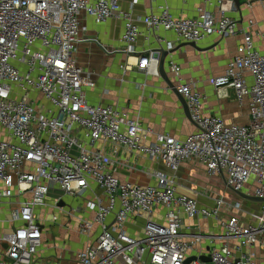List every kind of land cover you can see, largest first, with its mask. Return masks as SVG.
<instances>
[{"label":"built area","instance_id":"built-area-1","mask_svg":"<svg viewBox=\"0 0 264 264\" xmlns=\"http://www.w3.org/2000/svg\"><path fill=\"white\" fill-rule=\"evenodd\" d=\"M204 1L206 6L213 3ZM216 4L218 15L200 6L196 16L184 18L166 6L157 14L135 16L119 0H0V202L15 203L10 219L19 223L0 235L6 245L0 264H56L36 260L46 233L36 211L50 205L51 191L59 193L52 206L77 220L80 234L90 235L95 225L100 228L94 241L77 252L76 264H186L191 256L197 258L188 264H208L197 253L208 236L184 231L182 213L191 219H215L223 237L236 240L235 245L213 243L205 254L210 264H255L254 248L264 237V201L257 211L246 210L241 201L218 195L207 207L177 190L182 164L196 160L209 175L223 174L233 192H246L250 185L251 196L264 199V51L255 49L250 32L239 30L228 14L234 0ZM82 13L98 24L123 20L118 52L127 60L121 68L131 69L128 60L133 58L140 72L154 75H159V49L164 46L139 51L142 28L153 34L174 32L179 41L196 44L212 34L241 31L243 43L224 73L210 83L220 96H228L221 91L231 89L240 103L248 98L249 123L227 124L220 116L205 114L197 84L183 82L181 68L171 60L175 87L197 126L186 138L155 131L139 113L89 103L86 89L95 85L94 73L75 58L85 39ZM164 43V49H174L172 41ZM121 149L161 163L171 174L145 171L153 184L122 179V162L116 157ZM65 197L74 203L60 206ZM159 208L162 221L156 220ZM87 212L92 216L85 217ZM133 218L145 219L136 236L128 229ZM58 220L56 213L50 223Z\"/></svg>","mask_w":264,"mask_h":264},{"label":"crops","instance_id":"crops-1","mask_svg":"<svg viewBox=\"0 0 264 264\" xmlns=\"http://www.w3.org/2000/svg\"><path fill=\"white\" fill-rule=\"evenodd\" d=\"M133 1L119 0V4L124 10H129L132 7V12L135 16L157 14L165 6L176 17H194L197 15V10L200 6L216 15L219 14L216 0H212L213 3L209 6H206L204 0H137L131 6ZM234 3H236L235 8L229 11L228 14L237 21L239 30L250 32L255 49L261 52L264 51V0H234ZM80 19L82 27L85 28L81 32V37L85 39L79 43L75 58L81 67L93 72L95 75V78L93 75L95 85L86 89L89 103L113 104L128 110L132 114L139 113L145 125H150L155 131L168 133L178 139L186 138L197 129L196 124L186 117L177 94L171 90L160 75L140 72L136 67V60L133 58L128 60L133 64L131 69L124 71L121 68V65L127 60L123 53L118 52V48L122 44L121 36L124 32L123 20L111 18L98 24L85 13L81 14ZM142 30L143 34L136 44V48L139 51L149 48L154 50L159 45L165 48L164 40L165 42L172 41L174 43L175 50L168 55L165 63L168 76L175 86L177 80L170 69L171 60L181 68L180 77L183 82L197 84V90L204 96L203 111L205 114L220 116L227 124L245 125L249 123L248 98L240 103L236 100L235 94L231 89L228 91L223 89L221 94L228 92V96H220L210 83V78L224 73L227 65L236 54L239 45L243 43L241 31L236 35L227 36L212 34L203 42L197 44L201 49H196L185 44V42L179 41L174 32L161 31L153 34L145 31L144 28ZM87 50H95L107 56L106 65H104L103 69L97 70L96 74L90 69V60L84 54ZM247 81L250 84L252 78L248 76ZM116 157L121 159L122 162L118 173L125 180L139 184H153L154 180L148 178L145 171L158 169L171 174V171L163 164L144 157L136 158L128 154L124 149H121L116 154ZM176 177L178 192L195 197L199 204L203 206L212 207L215 203L214 198L218 195H224L228 199L242 197L226 186L223 174L209 175L206 168L196 160L184 162ZM252 188V186L247 185L246 192L243 193L251 196ZM50 196L48 199L50 206L46 207L50 208L52 214L46 218L45 207H43L37 209V217L45 224V222L49 223L54 214H58L59 220L57 222L45 225L46 232L47 228H54L53 232L59 236V240L55 239L53 241L54 245L47 248L48 251L45 252V255H41L39 253L40 250L44 249L45 245L49 243L45 239L46 233H44L42 248L36 255V260L55 261L56 264H76L77 252L94 241L100 228L93 230L91 234H94V237L92 240H88L91 234L88 235V238L84 237L87 235L80 234L77 220H69L62 212L52 206L54 197L58 196V191H51ZM24 197H28V195L21 198L23 199ZM242 198L245 200V202H241L246 210L257 211L260 208L259 202ZM237 201L240 200L238 199ZM65 203L72 204L74 200L65 197L64 205ZM14 206L15 203L11 201L3 200L0 202V235L12 231L19 224L18 222H12L10 219L11 210ZM162 212L161 208L157 209L156 220L162 221ZM181 215L184 220V231L201 232L208 236L201 241L197 253L207 254L213 243L216 245L223 243L235 245V239L223 237V229L215 219L203 217L191 219L185 213ZM84 216L91 217L92 214L87 212ZM144 223L145 219L142 218L131 219L128 223L129 232L132 235H138ZM73 232L78 233L79 239L74 245L76 249L67 252L65 248L66 239ZM4 247L6 245L0 243V251ZM254 250L256 252L255 264H264V237ZM208 264L210 263L208 262Z\"/></svg>","mask_w":264,"mask_h":264},{"label":"rangeland","instance_id":"rangeland-1","mask_svg":"<svg viewBox=\"0 0 264 264\" xmlns=\"http://www.w3.org/2000/svg\"><path fill=\"white\" fill-rule=\"evenodd\" d=\"M84 54H86L85 56L87 58H89V60H90V62H89L90 63V69H92L95 72V74L97 73V70L103 69L104 65H106V61H108L107 56H104V55H102L101 53H99L98 51H95V50H87V51L84 52ZM94 78H95V75H94ZM238 199L240 201H242V202H245V200H243L242 197L237 198V199L230 198V202H234L235 203ZM47 206H50V205H47ZM44 212H45L46 218H48L52 214L50 208H48V207H45ZM230 215L231 216H238V214H236L234 212H231ZM45 224L46 225H49L50 224V221H49V223L45 222ZM94 230H98V225H95L94 226ZM53 231H54V228L53 227L47 228V232L45 234V239L48 240L49 243H47L45 245V248L44 249H41L40 250L39 253L41 255H45V252L48 251L47 248H49L50 246H53L54 245L53 241L55 239L57 241L59 240V236L56 233H54ZM84 237L85 238H88V236H84ZM93 237H94V234H91L90 237L88 238V240L89 239L92 240ZM78 239H79V236H78V233L77 232L76 233H74V232L73 233H70L67 236V239H66L67 244L65 246L67 252L68 251H71V250L74 251L76 249L74 245L76 244V242H77ZM76 247H77V245H76Z\"/></svg>","mask_w":264,"mask_h":264},{"label":"water","instance_id":"water-1","mask_svg":"<svg viewBox=\"0 0 264 264\" xmlns=\"http://www.w3.org/2000/svg\"><path fill=\"white\" fill-rule=\"evenodd\" d=\"M185 44H188V45H190V46H192L193 48H196V49H201V48H199V46H198L196 43H194V42H185ZM159 50H160V52H161L160 61H159V68H158V70H159V75L161 76V78H162L163 80H165V82H167V84H168V86L171 88V90H172L173 92H175V94H177V96H178V98H179V100H180V102H181V104H182V106H183L184 113H185L186 117H187L189 120H191V121L193 122L192 117H191V113H190V110H189V107H188V105H187L186 100L184 99V97H183L181 94L178 93L176 87H175L174 84L171 82V80H170V78H169V76H168V73H167V71H166V69H165L166 59H167L168 55H169L170 53H172L175 49H172V50H166V49H164V48H160ZM237 194H239L240 196H242V197H244V198H246V199H250V200H253V201H257V202H263V201H264V199H262V198H258V197H254V196H249V195H247V194H244L243 192H237ZM59 205H60V206L64 205V202H63V201H60V202H59ZM196 258H197V257H195V256H191V257H189V258L186 260V264L190 263L192 260H194V259H196ZM199 258H200L201 260L205 261V262H209V261H210V258H209L207 255H201Z\"/></svg>","mask_w":264,"mask_h":264}]
</instances>
